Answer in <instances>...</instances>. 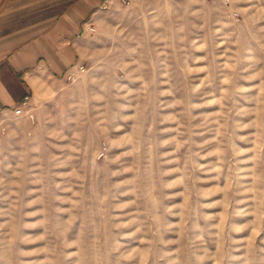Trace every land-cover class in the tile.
<instances>
[{"label": "rangeland", "instance_id": "374dc122", "mask_svg": "<svg viewBox=\"0 0 264 264\" xmlns=\"http://www.w3.org/2000/svg\"><path fill=\"white\" fill-rule=\"evenodd\" d=\"M76 41L0 115V264H264V0L106 1Z\"/></svg>", "mask_w": 264, "mask_h": 264}, {"label": "crops", "instance_id": "0c3cea01", "mask_svg": "<svg viewBox=\"0 0 264 264\" xmlns=\"http://www.w3.org/2000/svg\"><path fill=\"white\" fill-rule=\"evenodd\" d=\"M116 0H0V115L47 99L75 59L82 26Z\"/></svg>", "mask_w": 264, "mask_h": 264}, {"label": "built area", "instance_id": "2783aa9c", "mask_svg": "<svg viewBox=\"0 0 264 264\" xmlns=\"http://www.w3.org/2000/svg\"><path fill=\"white\" fill-rule=\"evenodd\" d=\"M69 76H72V74H69Z\"/></svg>", "mask_w": 264, "mask_h": 264}]
</instances>
